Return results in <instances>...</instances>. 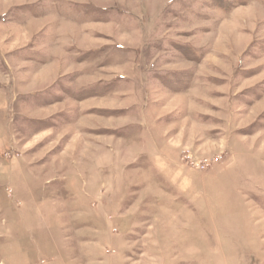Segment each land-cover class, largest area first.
I'll use <instances>...</instances> for the list:
<instances>
[{"label":"rangeland","instance_id":"rangeland-1","mask_svg":"<svg viewBox=\"0 0 264 264\" xmlns=\"http://www.w3.org/2000/svg\"><path fill=\"white\" fill-rule=\"evenodd\" d=\"M0 264H264V0H0Z\"/></svg>","mask_w":264,"mask_h":264}]
</instances>
